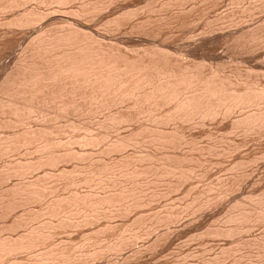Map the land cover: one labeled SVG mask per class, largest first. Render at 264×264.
I'll use <instances>...</instances> for the list:
<instances>
[{
  "label": "bare ground",
  "instance_id": "6f19581e",
  "mask_svg": "<svg viewBox=\"0 0 264 264\" xmlns=\"http://www.w3.org/2000/svg\"><path fill=\"white\" fill-rule=\"evenodd\" d=\"M6 1H7V3L5 4ZM6 1L2 3V4H4V6H2V5L0 6V12L2 10H4L2 12H5V10L7 11L9 9H14V8H18V7L20 8V7L25 6L26 4L29 6L30 3L35 5L34 7L31 5L32 8L29 6L30 7L29 9H25V10L21 9L22 12L15 15L16 17L13 18V20H11V22L13 21L11 24L12 28L16 26L17 28H20L23 31L25 28L27 29V28L37 27L40 23H42V21H45V19H49L50 15H51L50 13L43 12L42 9H41L42 11L39 10V8H41L42 6L52 7L53 9H55V11L57 8V11L61 12L63 14L62 19L59 18L60 16L58 17L59 20L60 21L63 20V22L60 23L59 25H61V26H59L55 30H52V29L51 30H44V28L43 29L37 28V30H35L36 29L35 28L34 31L38 35L36 37H34L31 40V42H29V45L22 52L23 54L21 53V55L17 58L16 63L14 64V67L10 70L7 69L8 71L6 72L5 77L2 80V83L0 82V95L2 94L0 96V128H11V129H13L16 126L21 127V130L18 132H10V133L7 132L8 133L7 135L0 137V159L3 160L4 157H6L10 154L12 155L15 152L21 151L22 149H25L24 151H26V156H27V153L29 152L30 149H31V152L33 149L35 151V153H40L39 154L40 156L37 157V159L35 158L36 159L35 161H33L34 160L33 159L32 161H29V160L28 161H26V160L25 161L24 160L23 161H18V160L16 161L15 160L13 162H9L7 159L8 162L4 163L2 165V167L0 168L1 169L0 170V183L1 184L6 183L12 177H16V178L18 177V178L22 179L23 177H26L27 174L30 175L29 174L30 172H31V174L34 172V175H35L36 171L43 169V168H45V169L46 168H54L55 169V168H58L59 165H62V164L65 165L66 163H71V161L73 162L74 160L81 161L82 158L84 159V157L86 156L85 153L87 154L88 152H86V151L84 152L85 148H83L84 154L80 153L79 149H77L79 151L74 150L71 147L72 144L74 145V143L78 144L79 148L81 146V147H86V148H90V149L91 148L97 149V147H99L102 143H105L104 141L106 139V136L102 135L104 133L93 134L90 132V130L86 134L80 135L79 137H77L76 140L73 139L71 141L69 140V141L63 142L61 139L56 137L57 135L54 136L56 133L61 131L59 128L56 129L54 126H44V125L33 128V127H30L31 125H29L30 121L31 122L36 121V122H40V123L47 125V122H48V124H50L49 121H51V120H57V121L59 119L69 120L68 118L73 116V115H76L78 117L79 116L82 117L83 115H93V114L95 115V113H100V114L102 113L103 114V112H105L107 114H105V116L103 117V121L98 124L99 125L98 127L99 128L101 127V130L102 129L109 130V131L111 129L112 130H115V129L118 130L121 127H124L126 125L128 126L131 124L133 125L134 123H136V125L138 124V126L135 129H132L131 132H130V129L128 128V131L130 133H128L127 136L122 137L119 134V136L115 137L113 140L106 142L103 146H100L101 148H99V150H98L100 157H99V159H96L97 160L96 162H92L94 160L93 159L92 161H90V164L89 163L86 164L87 166H85V167L83 166L82 168L80 167L81 169H78V168L75 169L73 167L72 171H68L65 168H61V169L59 168L55 171L57 174L54 172V174L48 173L45 175L46 178L47 177L53 178V179L58 178V179H64V180L67 179L68 180L67 183L65 182L66 184L65 185L63 184V185L65 188L67 187L68 190H69V187L70 188L75 187V186L80 185V184H89L90 186H93V185H95V183L98 185H102L105 188L107 187V189H108L109 187L111 188V186L115 187L116 184L121 181V178L123 179V181H126V182L128 181V183L131 184L130 185L131 187L129 186L130 188H128L127 186H126L127 188L125 186L124 187L122 186L121 189H118L120 186H118V187L116 186V188L118 190H116L113 193L109 191L110 192L109 195H106V194L102 195L101 194L102 196L98 195L96 192L94 193V191H92V192L90 191L89 193L87 192V193L82 194L81 192L76 191L77 189L74 191H72L73 190L72 189L68 195L66 193V195H61V196L56 195L55 196L54 195V193H55L54 188H51V186H50V188H48V187H46L48 185H43L42 182L44 180L42 178L41 179L43 181L39 178H37V179L35 178L36 180H34L32 182L28 181V182H19V183H15V184L13 183V185H11L7 189L5 188V190L1 191L0 192V217L4 216V215L5 216L8 215L15 208L28 207V205H30V203H34V202H35V204H36V202L38 204V202L46 200V198H49V200L46 203H44V205H42L41 208L37 212L36 211L33 212L32 211L33 209L31 210L29 208L28 209L29 215L27 214V216L24 215L23 217L22 216H19L17 218L15 217V219L11 223L0 225V264H81L82 262H84V261H82L83 258L77 257L74 254L77 249L75 250L74 247H71L70 246L71 243L69 244L68 240L59 242L58 244H55L54 242H52V240L56 236L57 237H58V235L60 236V234H64L66 237V235L69 234L70 231H72V229L74 230L75 228H80V226L84 227L86 225H90L95 220H99L102 218L108 220L109 218L114 216L113 213L117 214V212L115 213L113 211H116V209L119 207H123L124 209L123 208H121V209L125 213L126 212L128 213V211H130L132 208L135 209V208H137V206H139V207L142 206L144 201L140 197H141V192H143L142 190L144 188H146L145 186H149V188H150V186H158L160 184H162V185L165 184L167 186V188L176 190V189L182 187L183 184L185 185L186 182L188 183L190 180L195 178L196 176L194 177V175H195L196 164H199V160L201 158H199V160H198V158H195L192 155L191 156L189 154H188L189 156L184 155L185 151H184V153H181V154L178 153V152H180V149L183 148L185 146V144L188 142L185 138V135H184L185 131L188 130V129L187 130L185 129L186 126H187V128H190V129H191L192 125H197L196 127H198V126L201 127V126L206 125L207 124L206 122H208V121H210V122L213 121V123H215L214 120H217V119L220 121V124H223L224 122L220 119L223 118V120H225L227 118L226 120H228V119L230 120V121H228L229 125L228 124L226 125L229 128L227 130V131H229V132H227V134L231 135L232 133H235V132H236V134H237V132L238 133L241 132V134L243 133V135L246 134L249 136L250 134H253V133L254 134L255 133L260 134L261 131H264V87L259 86V84H257V82L249 81L247 78L245 79L243 76H241V74H242L241 72H240L241 74L238 72L237 75L235 74L236 76H234V78H232L231 75L228 76L230 74L229 72H228L229 73L228 75L227 74L224 75L222 70L221 71L218 69L212 70V68L209 65L208 66L211 69H210V71L209 70L206 71L205 66L202 62H200L202 64H200L199 62H198V64H196L194 62H193L194 64L193 63L183 64L181 61H179V58H176V57L173 58L172 54L169 51H167L166 49H163L164 47L163 48L160 47L161 45L149 47L147 49H144L143 51L133 52L132 54L129 52L126 53V52H124L125 50L122 51L121 48L119 49V46L115 47L114 44H105L106 42H104V44H103V41L100 42L99 39L97 40L98 37H94L93 34H90L88 29L85 27V25L87 26V24H88L86 21L88 16L89 17H90V15L93 16L92 15L93 13H96L94 15H97V12L100 13L99 11H103L104 8H107L108 4L109 5L113 4L114 2L112 3L111 1H114V0H110V1L108 0V2L106 4L101 2L102 0L100 2H97V1L96 2H91V1L88 2V1H86L88 3H85V2L81 3V7H79V9H77V10L76 9L74 10L72 8V6L70 8V5L73 2L78 1V0H6ZM166 1H168V2H164L162 4H159L157 2L160 5L161 11H163L162 10L163 8L165 10L167 8H170V10L175 8L177 10H180V12H181V10L183 11V9L185 8L184 7L185 3L190 2L191 0H166ZM159 2H161V1L159 0ZM192 3H193V1H192ZM259 4H260V2H259ZM105 5H106V7H105ZM237 6H239V5L237 4ZM133 7H135V6H133ZM261 7H263V6H261ZM76 8H78V7L76 6ZM160 9H158V11ZM46 10L47 9H44V11H46ZM167 10H169V9H167ZM189 10H190V8H189ZM227 11H228V9H227ZM56 12H54V13H56ZM141 12H142V10H141ZM247 12H251V10L247 9ZM61 13H59V15ZM88 14H90V15H88ZM119 14H121V13L119 12ZM129 14H131V13H128V15ZM132 14H135V12ZM132 14H131V17H133ZM64 15L66 17L68 15V17H71V19L75 18L78 20L76 22H75V19H72L73 21H71V22H70V20L64 21V20H66L63 17ZM169 15H170V12H169ZM211 15H212V13H211ZM248 15H250V14H248ZM55 16L57 17V15H54V17ZM238 16L239 15H237L236 17H238ZM51 17H52V15H51ZM262 17H263V15H262ZM58 18H56V20ZM98 18H100V17H98ZM115 18H118V17H115ZM255 18H256V16H255ZM91 19H92V17H91ZM111 19H113V18L111 17ZM51 20H54V18ZM252 20H253V18H252ZM147 22H149V21H147ZM159 22H160V20H159ZM103 23H104V21H103ZM111 23H113L111 25H114V27L117 30V28H119L121 26L120 23H123V22H119L118 19H115V20H112ZM166 23H169V22H166ZM256 23H257V21H256ZM105 24H107V22ZM141 24H142V22H141ZM154 24H153V26H154ZM237 24H239V23H237ZM11 25L9 26V28H11ZM55 25H56V23H55ZM101 25H102V23H101ZM191 25H193V24H191ZM88 26H89V24H88ZM158 26H159V24H158ZM226 26H227V24H226ZM241 26H243V25H241ZM263 26H264V23H263ZM49 27H51V24L49 25ZM107 27H109V26H107ZM227 27H229V26H227ZM88 28L90 29L91 27L89 26ZM112 28H113V26H112ZM142 30H144V29H142ZM261 30H262V28H260V30H258L256 27L254 30L249 31V32H251L250 34L252 36V41L255 40L257 42V41H262L264 39V33L259 32ZM111 31L113 32L112 29H111ZM249 32H247V34H246L247 36L249 35ZM7 33H8V31H7ZM10 33H11V31H10ZM35 33H34V35H35ZM131 34H129V35H131ZM232 35H230V36H232ZM107 37H108V35H107ZM248 37L250 38V35ZM212 38L213 37H211V39ZM28 39H30V38H28ZM207 39L208 38H206V40ZM211 39L209 37V40H211ZM214 39L215 38H213L212 40H214ZM202 40H204V39H202ZM249 40L250 39H248V41ZM180 41H181V39H180ZM238 41H239V39H238ZM246 41H247V39H246ZM255 41H254V43H255ZM166 42H168V41H166ZM206 42H208V41H206ZM211 42H213V41H211ZM200 43L202 44V42H200ZM222 43H224V42H222ZM205 44H207V43H205ZM194 47H196V49H197V46H194ZM200 47H202V45ZM204 48H205V46L203 47V49ZM260 56H262V55H260ZM261 60H263V59H261ZM232 64H234V63L232 62ZM247 77H248V75H247ZM239 111H240V113L241 112H243V113H241L240 115L239 114L236 115V116H238L237 119H236V117H235V119L233 118L234 120L232 118H228V117H232L233 113H235V112L239 113ZM70 119H72V118H70ZM67 120H65V121H67ZM74 120H76V119L74 118ZM141 121H143V123ZM69 122H71V121H69ZM216 122H217V124L219 123L218 121H216ZM55 123H56V121H55ZM213 123H211V124H213ZM51 124H53V123H51ZM70 125L72 126V129H74L73 131L75 132V129H77L78 127L75 126L73 123L72 124L70 123ZM170 126H171V128H170ZM64 127H65V125H64ZM89 127H91V125ZM184 129H185V131H184ZM203 129H204V127H203ZM226 129H227V127H226ZM63 130H65V129H63ZM77 132H78V130H77ZM221 133H223V132H221ZM114 135H115V133H114ZM246 135H245V137H246ZM60 136H61V134H60ZM65 137H67V134L65 135ZM262 137H264V136H262ZM190 138L195 143L194 139H192V137H190ZM210 139H212V138H210ZM221 139H223V138L221 137ZM191 140L189 142H192ZM205 140H207V139H205ZM244 141H246V140H244ZM193 142H192V144H190L193 147H190V145L188 144L190 147V150L193 149L191 151V153H193L194 150L196 152L198 151L199 153L201 152L200 153L201 155H202V151L208 152L207 151L208 149L204 150V148H205L204 146H203L204 148L201 149V147H200L201 145L198 146L197 143H195V145H196L195 146L193 144ZM226 142H227V140H226ZM263 142H264V140H263ZM145 144L150 145L151 147L153 146L152 148H154L156 150L164 151V153L159 155V154H155L154 152H146L145 151L146 149L145 150L143 149L146 153H144V152L143 153L140 152V154H136V153L135 154H126V153H124V151L128 148L133 147V148L137 149V147L139 148L142 145L144 146ZM247 144H250V143H247ZM245 145L246 144H244V146ZM215 146L218 147L219 145L215 144ZM238 146H240V145H238ZM208 147H209V145H208ZM216 148H213V146L209 147L210 153H208V154L211 155V151L213 152V150ZM229 148H231V147H229ZM238 148L239 147H237V146L235 147L236 151L239 150ZM235 149L233 150V152L235 151ZM128 150H130V149H128ZM139 150H140V148H139ZM222 150H221V152H224V153L226 152V155H228L227 154L228 151H225V149H224V151H222ZM230 150H229V153H230ZM94 151H96V150H94ZM187 153H189V152H187ZM217 153L220 155V150L217 152L215 151L214 155L215 154L218 155ZM24 155H25V153H24ZM30 155H29V157H31ZM112 155H116V156H114V158H110V159L105 158V157L109 158V156L111 157ZM212 155H211V157H212ZM35 156H37V155H35ZM93 156H94V153H93ZM221 156H225V154H222ZM239 156H240V154H239ZM241 156H243V155H241ZM21 157L23 158L24 156H21ZM204 158H206V157H204ZM88 159H87V161H89ZM90 160H91V158H90ZM247 160H244L243 162H240L239 160H237L240 163L239 162L236 163V161H235V163H236L235 167H234V165H232L234 168L231 166V170H232V168L238 170L236 173L237 175L234 176L235 178H233V176H232V178L235 179V181L244 180V179H242L246 174L245 173L246 171L244 169L245 168L247 169V166L250 163L252 164V162H253V160H250V159L248 161ZM5 161H6V159H5ZM254 162L256 163V161H254ZM248 168H249V166H248ZM250 169H251V167H250ZM233 171H231V172H233ZM247 171H248V169H247ZM260 171H261V169H260ZM247 174H246V176H248ZM76 175L78 176V178ZM75 176H76V178H75ZM79 176H81V178H79ZM32 177H30V178L32 179ZM226 177L227 176H225V178ZM118 178H120V181H118ZM244 178H246V177H244ZM222 179H224V178H222ZM197 180L199 181V179H197ZM218 180H220V179H218ZM236 183L237 182H234L235 185H232V186H240L241 185V183L239 185H236ZM230 184H233V181ZM257 184H258V182H257ZM198 185H199V183H198ZM207 185H208V183H207ZM225 185H227V183L223 184V185L219 184V186H222V187ZM3 186H4V184H3ZM230 186H228V188H230ZM211 187H212V185H211ZM190 188H192V187H190ZM80 190H81V188H80ZM210 190H211V188H210ZM260 190H258V191H260ZM57 191H58V189H57ZM106 192H107V190H106ZM211 193H210V195H211ZM107 194H108V192H107ZM171 194H173V193L171 192ZM158 198H160V197H158ZM166 198H168V197H166ZM185 198H186V196H185ZM201 199H202V197H201ZM262 200L263 201H259V204H261V205L264 204V199H262ZM40 203H42V202H40ZM149 203H151V202H149ZM188 204H190V203H188ZM171 205H173V204H171ZM205 205H206V203H205ZM243 205L241 207H243ZM168 206L171 207L170 205H168ZM237 206H239V205H237ZM191 208H192V206H191ZM259 208H258V212L260 210ZM231 209H233V208L231 207ZM241 209H243V208H241ZM174 210L175 209L173 208L172 211H174ZM181 210L183 211L184 209H181ZM254 210L253 211L256 213L257 210L255 208H254ZM249 211H248V214L251 213V212L249 213ZM160 212H162V211H160ZM133 213H135V212H133ZM121 214H122V212H121ZM169 214H170V212H169ZM200 214H199V217H200ZM216 216H217V214H216ZM246 216H247L246 213H241V214H238V215L233 217L234 218V220H232L233 223L235 220L239 222V227L236 228V230L238 232L241 230L246 231L249 229L248 227L245 226L246 224L243 225L245 227L240 225V221L242 222L246 218L248 219L249 216H247V217ZM167 217H169V215H167ZM255 217H257V216H255ZM41 218L44 219L43 222L40 220ZM119 218H120V216H119ZM224 218H225V216H224ZM163 219L164 218H162L163 222L165 220L167 221V219H168V221L165 223L171 224V222L173 221L172 219H174V218L171 217V219H169V218H167L165 220H163ZM260 219H262V218H260ZM136 221L141 222L142 220L139 221L137 219ZM177 221H178V219H177ZM238 222H237V224H238ZM250 222H252V221H250ZM180 223H182V222H180ZM180 223H179V225H180ZM221 223H222V221H221ZM242 223H244V222H242ZM210 224H212V223H210ZM217 224H218V222H217ZM261 225H263V224H261ZM197 227H200V226H197ZM112 228H114V227H112ZM142 228H144V227H142ZM228 230L225 232L226 234H229V232H231ZM250 230H251V228H250ZM77 231H79V230H77ZM101 231H100V233H101ZM137 231H139V230H137ZM241 232H243V231H241ZM130 233H132V232H130ZM170 233H172V232H170ZM217 234H219V233H217ZM221 234H223V233H221ZM64 235H62V236H64ZM126 235H128V234H126ZM133 235L134 236L130 235L129 237H125L124 239L118 238V239H120L119 243H117V244L114 243L113 245H110V246L106 245L105 249L103 248L104 251L102 250L101 252H99V251H97V252L102 253V255L106 251L107 252L112 251V252H114V254L118 253V252L120 253L121 250L122 251L124 250V249H122L123 247L125 248L127 246H130L132 243L134 244V242L139 237H141L137 234L136 235L133 234ZM149 236H151V235H149ZM231 236H232V234H231ZM85 237H88V235ZM121 237H122V234H121ZM154 237H156V236H154ZM209 238H211V236ZM236 238H238V237H236ZM243 238H245V237H243ZM151 239H150V241H151ZM198 239H200V238H198ZM228 239H229V237H228ZM259 239H261V237ZM100 245H102V244H100ZM247 245H249V244H247ZM183 246H185V245H183ZM42 247H43V250H42ZM75 247H76V245H75ZM144 248L146 249V247H144ZM197 248H199V247H197ZM258 248H260V247H258ZM128 249H129V247H128ZM136 249H137V247H136ZM231 249H232V247H231ZM202 250H203V248H202ZM81 251H84V250H81ZM90 252L88 251L89 255H90ZM235 252H234V254H235ZM20 253H29V254L30 253H33V254L39 253V254L37 256L35 255V258H33V259H30L29 257H28L29 259H26V257L21 258L22 256L20 258L16 257V255H18ZM93 253L96 254L95 251ZM150 253H152V252H150ZM167 253H169V252H167ZM95 254H93V255H95ZM108 254H111V253H108ZM144 254H146V251ZM22 255L24 256L25 254H22ZM100 255L101 254H99V256ZM236 255H238V254H236ZM245 255H248V254L245 253ZM79 256H82V255H79ZM123 256H124V254H123ZM249 256H251V255H249ZM90 257H93V256L90 255ZM241 257H242V255H241ZM254 259L256 260V258H254ZM88 260H87V262H88ZM104 260H105V258H104ZM210 261H211V259H210ZM127 262H128V260H127ZM213 263H214V261H213Z\"/></svg>",
  "mask_w": 264,
  "mask_h": 264
},
{
  "label": "rangeland",
  "instance_id": "374dc122",
  "mask_svg": "<svg viewBox=\"0 0 264 264\" xmlns=\"http://www.w3.org/2000/svg\"><path fill=\"white\" fill-rule=\"evenodd\" d=\"M0 0V6H4L2 4L6 0ZM100 2L101 0H78L73 2L70 5V8L75 10L79 9L81 7V3L85 2ZM105 1V2H104ZM110 1V0H109ZM114 0L111 1L113 4L107 5V8H104L103 11H99L100 13L97 12V15H94L96 13H93L90 17L86 19L87 23L91 27L90 29L85 25V27L88 29L90 34H93L94 37H98L97 40L99 39L100 42L103 41L106 42L105 44H114L115 47L119 46V49L121 48L122 51L126 53H133V52H139L143 51L144 49H147L149 47L153 46H160L164 47L163 49H166L169 51L173 58H179V61H181L183 64H191V63H196L202 62L205 66L206 71H210L214 69L222 70L224 75H231L232 78L237 75V73L241 72V76H243L245 79L247 78L249 81L257 82L259 86L264 87V39L262 41H252V36H251V30H254L256 27L258 30L262 28L261 33H264V0H191L190 2L185 3V8L183 11L177 10L175 8L171 9L167 8L169 10H165L164 8L161 11L160 5L164 2H168L166 0ZM193 1V3H192ZM226 1V2H225ZM238 1V2H237ZM250 1V2H249ZM101 2L107 3L108 0H102ZM124 2V3H123ZM143 2V3H142ZM149 2V3H148ZM156 2V3H155ZM159 4H158V3ZM228 2V3H227ZM232 2V3H231ZM234 2V3H233ZM243 2V3H242ZM260 2V4H259ZM7 1L5 2V4ZM128 3V4H127ZM221 3V4H220ZM242 3V4H241ZM79 4V5H78ZM126 4V5H125ZM147 4V5H146ZM212 4V5H211ZM216 4V5H215ZM234 4V5H233ZM237 4L239 6H237ZM263 4V5H262ZM27 5V4H26ZM23 6V7H18L14 9H9L5 10V12H0V82L2 83V80L5 77V74L8 70L12 69L14 67V64L16 63L17 58L21 55V53L25 50V48L29 45V42L36 37L38 34L35 33L34 29L37 30V28H44V30H55L57 29L60 23L63 22L62 19V13L56 11L52 7H46V6H40L39 10H43V12L50 13L49 19H45V21H42L37 27L34 28H25L23 31L20 28L13 27L12 28V22L13 18H15L18 13L22 12L21 9H29L32 6L34 7L32 3L29 4V6ZM32 5V6H31ZM78 8H76V6ZM115 5V6H114ZM192 5V6H191ZM195 5V6H194ZM249 5V6H248ZM254 5V6H253ZM112 6V7H111ZM118 6V7H117ZM122 6V7H121ZM135 6V7H133ZM144 6V7H143ZM153 6V7H152ZM159 6V7H158ZM194 6V7H193ZM246 6V7H245ZM257 6V7H256ZM263 6V7H261ZM46 7V8H45ZM75 7V8H74ZM106 7V5H105ZM148 7V8H147ZM192 7V8H191ZM233 7V8H232ZM235 7V8H234ZM241 7V8H240ZM123 8V9H122ZM125 8V9H124ZM129 8V9H128ZM135 8V9H134ZM140 8V9H139ZM148 10H147V9ZM151 8V9H150ZM160 9L158 11V9ZM190 8V10H189ZM44 9H47L44 11ZM54 11H53V10ZM213 9V10H212ZM228 9V11H227ZM239 9V10H238ZM247 9L251 10V12H247ZM262 9V10H261ZM12 12H11V11ZM41 10V11H42ZM136 10V11H135ZM142 10V12H141ZM201 10V11H200ZM210 10V11H209ZM256 10V11H255ZM258 10V11H257ZM15 11V12H14ZM107 11V12H106ZM131 11V12H130ZM155 11V12H154ZM193 11V12H192ZM238 11V12H237ZM245 11V12H244ZM255 11V12H254ZM52 12V13H51ZM56 12V13H54ZM119 12L121 14H119ZM135 14H132L134 13ZM141 12V13H140ZM167 12V13H166ZM170 12V15H169ZM180 12V13H179ZM206 12V13H205ZM218 12V13H217ZM254 12V13H253ZM58 13V14H57ZM59 13H61L59 15ZM104 13V14H103ZM110 13V14H109ZM115 13V14H114ZM128 13H131L133 17H131V14L128 15ZM151 13V14H150ZM193 13V14H192ZM212 13V15H211ZM217 13V14H216ZM230 13V14H229ZM3 14V15H2ZM9 14V15H8ZM13 16H12V15ZM57 15V17L54 15ZM123 14V15H122ZM154 14V15H153ZM158 14V15H157ZM161 14V15H160ZM165 14V15H164ZM234 14V15H233ZM243 14V15H242ZM250 14V15H248ZM120 15V16H119ZM125 15V16H124ZM145 17H144V16ZM185 15V16H184ZM188 15V16H187ZM215 15V16H214ZM220 15V16H219ZM232 15V16H231ZM239 15L238 17H236ZM260 15V16H259ZM263 15V17H262ZM3 16V17H2ZM49 16V15H48ZM60 16V17H59ZM114 16V17H113ZM130 16V17H129ZM143 16V17H142ZM160 16V17H159ZM207 18H206V17ZM211 16V17H210ZM228 16V17H227ZM236 18H235V17ZM243 16V17H242ZM256 16V18H255ZM59 17V18H58ZM66 20L64 21H73L71 17H67L64 15L63 16ZM92 17V19H91ZM100 17V18H98ZM111 17L113 19H111ZM118 17V18H115ZM121 17V18H120ZM126 17V18H125ZM165 17V18H164ZM174 17V18H173ZM184 17V18H183ZM188 17V18H187ZM203 17V18H202ZM235 19H233V18ZM258 17V18H257ZM54 20H51L53 19ZM56 18H58L56 20ZM136 20H135V19ZM161 18V19H160ZM192 18V19H191ZM219 18V19H218ZM228 18V19H227ZM253 18V20H252ZM10 19V20H9ZM118 19L121 26L119 28L114 27V25H111L112 20ZM124 19V20H123ZM165 19V20H164ZM169 19V20H168ZM199 19V20H198ZM247 19V20H246ZM78 19H75V22ZM154 20V21H153ZM160 20V22H159ZM172 20V21H171ZM194 20V21H193ZM224 20V21H223ZM251 20V21H250ZM48 21V22H47ZM50 21V22H49ZM104 21V23H103ZM140 21V22H139ZM149 21V22H147ZM153 21V22H152ZM214 21V22H213ZM257 21V23H256ZM5 24H4V23ZM10 24H9V23ZM107 22V24H105ZM129 22V23H128ZM139 22V23H138ZM142 22V24H141ZM169 22V23H166ZM212 22V23H211ZM222 22V23H221ZM233 22V23H232ZM247 22V23H246ZM259 22V23H258ZM9 25H8V24ZM56 23V25H55ZM102 23V25H101ZM149 23V24H148ZM155 23V24H154ZM165 23V24H164ZM239 23V24H237ZM251 25H249V24ZM51 24V27L49 25ZM105 24V25H104ZM154 24V26H153ZM159 24V26H158ZM187 24V25H186ZM193 24V25H191ZM229 26L227 27L226 26ZM243 26H241V25ZM248 24V25H247ZM254 24V25H253ZM11 25V28L9 26ZM47 25V26H46ZM111 25V26H110ZM147 25V26H146ZM175 25V26H174ZM183 25V26H182ZM209 27H208V26ZM104 26V27H103ZM109 26V27H107ZM113 26V28H112ZM150 26V27H149ZM157 26V27H156ZM194 26V27H193ZM200 26V27H199ZM206 26V27H205ZM214 26V27H213ZM262 26V27H261ZM100 27V28H99ZM107 27V28H106ZM142 27V28H141ZM183 27V28H182ZM224 27V28H223ZM241 27V28H240ZM259 27V28H258ZM46 28V29H45ZM50 28V29H49ZM105 28V29H104ZM110 28V29H109ZM125 28V29H124ZM137 28V29H136ZM195 28V29H194ZM206 28V29H205ZM231 28V29H230ZM8 29V30H7ZM113 30V32L111 31ZM134 29V30H133ZM144 29V30H142ZM146 29V30H145ZM184 29V30H183ZM212 29V30H211ZM218 29V30H217ZM250 29V30H249ZM27 30V31H26ZM139 30V31H138ZM201 30V31H200ZM246 30V31H245ZM8 31V33H7ZM11 31V33H10ZM33 31V32H32ZM99 31V32H98ZM209 31V32H208ZM217 33H216V32ZM263 31V32H262ZM27 32V33H26ZM129 32V33H128ZM132 34H131V33ZM138 32V33H137ZM143 32V33H142ZM153 32V33H152ZM178 32V33H177ZM183 32V33H182ZM219 32V33H218ZM238 32V33H237ZM242 32V33H241ZM247 32H249L250 38L246 35ZM35 33V35H34ZM102 33V34H101ZM116 33V34H115ZM156 33V34H155ZM206 33V34H205ZM209 33V34H208ZM216 33V34H215ZM245 33V34H244ZM111 34V35H110ZM114 34V35H113ZM122 34V35H121ZM124 34V35H123ZM131 34V35H129ZM177 34V35H176ZM224 34V35H223ZM227 34V35H226ZM233 34V35H232ZM236 34V35H235ZM3 35V36H2ZM30 35V36H29ZM104 35V36H103ZM108 35V37H107ZM127 35V36H126ZM175 35V36H174ZM181 35V36H180ZM189 35V36H188ZM198 35V36H197ZM213 35V36H212ZM232 35V36H230ZM25 36V37H24ZM200 36V37H199ZM208 36V37H207ZM230 36V37H229ZM247 36V37H246ZM136 37V38H135ZM140 37V38H139ZM196 37V38H195ZM209 37L215 38L214 40H209ZM217 37V38H216ZM236 37V38H235ZM30 38V39H28ZM121 38V39H120ZM135 38V39H134ZM162 38V39H161ZM173 38V39H172ZM186 38V39H185ZM204 40H202V39ZM206 38H208L206 40ZM234 38V39H233ZM3 39V40H2ZM12 39V40H11ZM139 39V40H138ZM181 39V41H180ZM217 39V40H216ZM239 39V41H238ZM241 39V40H240ZM247 39V41H246ZM248 39H250L248 41ZM18 40V41H17ZM124 40V41H123ZM130 40V41H129ZM137 40V41H136ZM155 40V41H154ZM164 40V41H163ZM202 40V41H201ZM109 41V42H108ZM162 41V42H161ZM168 41V42H166ZM208 41V42H206ZM213 41V42H210ZM243 41V42H242ZM252 41V42H251ZM143 42V43H142ZM146 42V43H145ZM155 42V43H154ZM202 42V44L200 43ZM224 42V43H222ZM249 42V43H248ZM19 43V44H18ZM153 43V44H152ZM166 43V44H165ZM198 43V44H197ZM207 43V44H205ZM23 44V45H22ZM137 44V45H136ZM216 44V45H215ZM220 44V45H219ZM252 44V45H251ZM113 45V46H114ZM121 45V46H120ZM141 45V46H140ZM202 45V47H200ZM129 46V47H128ZM180 46V47H179ZM197 46V49L196 47ZM205 48L203 49V47ZM237 46V47H236ZM252 46V47H251ZM262 46V47H261ZM8 47V48H7ZM177 47V48H176ZM236 47V48H235ZM131 48V49H130ZM181 48V49H180ZM200 50H199V49ZM254 48V49H253ZM129 49V50H128ZM133 49V50H132ZM139 49V50H138ZM8 51V52H7ZM194 51V52H193ZM248 51V52H247ZM233 52V53H232ZM253 52V53H252ZM23 54V53H22ZM196 54V55H195ZM15 57H14V56ZM245 55V56H244ZM262 55V56H260ZM183 56V57H182ZM13 58V59H12ZM200 58V59H199ZM227 58V59H226ZM251 58V59H250ZM181 59V60H180ZM263 59V60H261ZM13 60V61H12ZM213 61V62H212ZM187 62V63H186ZM232 62L234 64H232ZM262 62V63H261ZM193 63V64H194ZM200 63V64H202ZM236 63V64H235ZM245 63V64H244ZM225 64V65H224ZM229 64V65H228ZM211 67H209V66ZM222 65V66H221ZM247 65V66H246ZM240 66V67H239ZM217 67V68H216ZM222 67V68H221ZM241 68V69H240ZM8 69V70H7ZM232 69V70H231ZM262 69V70H261ZM6 70V71H5ZM241 70V71H240ZM263 71V72H262ZM229 72V73H228ZM250 73V74H249ZM236 74V75H235ZM246 74V75H245ZM248 75V77H247ZM256 75V76H255ZM259 75V76H258ZM250 77V78H249ZM255 77V78H254ZM259 78V79H258ZM261 82V83H260ZM2 95V94H1ZM0 95V96H1ZM114 109V108H113ZM243 113V112H241ZM240 111L233 113L232 117L228 118H238L236 115L241 114ZM98 114V115H97ZM104 114V115H103ZM101 113H95V115H83L81 116H76L73 115L65 120L64 119H59L57 120H51L49 121L50 124L47 125L36 122V121H30L29 125L30 127L36 128L39 126H54L56 129L59 128L61 131L56 133L54 136L57 138L61 139L63 142L66 141H71L73 139H77L80 135L86 134L89 130L93 134H102L106 136L105 143L108 141L113 140L115 137L119 136H127L128 133L132 131V129H135L138 124L134 123L133 125H126L124 127L119 128L118 130H105L102 129L101 127L99 128L98 124L103 121V117L105 116V112ZM85 116V117H84ZM102 116V117H101ZM89 117V118H88ZM98 117V118H97ZM240 117V116H239ZM72 118V119H70ZM74 118L76 120H74ZM96 118V119H95ZM86 119V120H85ZM220 119V118H219ZM227 119V118H226ZM222 120L224 123L220 124V121L214 120L213 121H208L206 122L207 124L201 127H196L197 125H190V128L185 127L187 131H185L184 135L186 140L189 142L192 139H194L195 143H197L198 146L201 147V149L204 150L208 149L206 151H202V155L197 151H193L191 153L190 144L192 142H187L183 148L180 149V152L178 153H184V155H192L195 158H201L199 160V164H196L195 168V175L192 180H190L187 184H183L182 187L178 189H170L167 188L165 184H160L158 186H145L141 192V199H143L144 203L142 206H137V208H132L128 213L124 212L121 208L119 207L116 209L117 214H114L111 218L107 219H99L95 220L92 222L90 225L86 226H80V228H75L74 230L70 231L69 234L65 235L60 234L58 237L56 236L52 242L55 244H58L59 242L62 241H67L70 244L71 247H74L75 255L77 257L83 258L81 264H264V204H259V201H263L264 199V142L262 136H264V131H261L259 133H253L250 134L249 136L241 132H236L230 134H227V131L229 128L226 126L227 124L229 125L228 120ZM233 119V120H234ZM83 120V121H82ZM85 120V121H84ZM94 120V121H93ZM101 120V121H100ZM56 121V123H55ZM60 121V122H59ZM71 121V122H69ZM81 121V122H80ZM218 121L219 125L217 124ZM58 122V123H57ZM63 122V123H62ZM89 122V123H88ZM143 123V121H141ZM226 122V123H225ZM34 123V124H33ZM70 123L74 124L78 128L75 129V132L72 129V126ZM80 123V124H79ZM83 123V124H82ZM213 123V124H211ZM68 124V125H67ZM79 124V125H78ZM94 124V125H93ZM65 125V127H64ZM88 125V126H87ZM91 125V127H89ZM218 125V126H217ZM69 126V127H68ZM83 126V127H82ZM93 126V127H92ZM206 126V127H205ZM20 126H16L13 129L11 128H0V137L7 135L10 132H18L21 130ZM71 127V128H70ZM204 127V129H203ZM213 127V128H212ZM222 127V128H221ZM227 127V129H226ZM17 128V129H16ZM95 128V129H94ZM128 128L130 129V132L128 131ZM171 128V126H170ZM199 128V129H198ZM7 129V130H6ZM65 129V130H63ZM68 129V130H67ZM87 129V130H86ZM126 129V130H125ZM217 129V130H216ZM5 130V131H4ZM9 130V131H8ZM15 130V131H14ZM78 130V132H77ZM100 132H99V131ZM226 130V131H225ZM74 133H73V132ZM195 131V132H194ZM213 131V132H212ZM8 132V133H7ZM71 132V133H70ZM80 132V133H79ZM126 132V133H125ZM189 132V133H188ZM223 132V133H221ZM6 133V134H5ZM69 133V134H68ZM115 133V135H114ZM118 133V134H117ZM262 133V134H261ZM61 134V136H60ZM67 134V137L65 135ZM74 134V135H73ZM210 136H209V135ZM218 134V135H217ZM63 135V136H62ZM112 135V136H111ZM206 135V136H205ZM222 135V136H221ZM225 135V136H224ZM230 135V136H229ZM235 135V136H234ZM243 135V136H242ZM246 135V137H245ZM187 136V137H186ZM216 136V137H215ZM259 136V137H258ZM65 137V138H64ZM209 137V138H208ZM215 137V138H214ZM221 137L223 139H221ZM262 137V138H261ZM204 138V139H203ZM212 138V139H210ZM220 138V139H219ZM235 138V139H234ZM250 138V139H249ZM65 141H64V140ZM207 139V140H205ZM217 141H216V140ZM205 140V141H204ZM224 140V141H223ZM227 140V142H226ZM243 140V141H242ZM246 140V141H244ZM248 140V141H247ZM198 141V142H197ZM202 143H201V142ZM241 141V142H240ZM260 141V142H259ZM213 142V143H212ZM226 142V143H225ZM233 144H232V143ZM235 142V143H234ZM255 142V143H254ZM105 143H102L100 146H103ZM193 142V144L195 145ZM208 143V144H207ZM219 145L218 147L215 146ZM223 143V144H222ZM250 143V144H247ZM190 147H189V145ZM244 144H246L244 146ZM146 145V146H145ZM144 146L142 145L139 150L131 147L128 148L124 151L126 154H140L141 153H146V152H154L155 154H163L164 151H159L154 148H152L150 145L145 144ZM206 145V146H205ZM216 148L214 149L216 152L220 150V155H214L215 151H211V155L208 154L210 153L209 147ZM212 145V146H211ZM221 145V146H220ZM230 145V146H229ZM240 145V146H238ZM77 146V147H76ZM86 148V147H81L79 148L78 144L74 143L72 144V148L74 150L79 149L80 153H83V148H85L84 152H88L87 154L85 153L84 159L82 158L81 161H76L74 160L71 163H66L65 165H59L58 168H43L38 171L34 172L30 175L27 174L26 177H23L22 179L12 177L10 180H8L6 183H0V192L7 189L9 186L13 185V183H19V182H32L36 180L37 178L41 179L40 181L42 182L43 185H48L46 187L54 188L55 193L54 195L56 196H61V195H67L69 192L74 191H79L82 194L84 193H89L90 191L96 192L98 195H109L110 192H115L118 189H121L122 186L130 188L131 184L128 183V181H123V179L118 178V182L116 186H120L118 189L116 186H111L107 189L102 185H98L95 183V185L90 186L89 184H80L75 187H69V190L67 187L65 188L64 185L67 183V179H58V178H46L45 175L50 173L54 174V172L57 169L65 168L68 171H72V168L74 167L75 169H81L83 166H87L86 164H90V161L96 162V159H99L100 155L98 153L99 148ZM188 146V147H187ZM196 146V145H195ZM197 146V147H198ZM204 146V147H203ZM234 148H233V147ZM239 147L236 151L235 147ZM242 146V147H241ZM231 147V148H229ZM241 147V148H240ZM142 148V149H141ZM149 148V149H148ZM151 148V149H150ZM186 148V149H185ZM225 149V151H228V155H226V152H221L222 149ZM245 150H244V149ZM251 148V149H250ZM146 151H144V150ZM224 149L222 151H224ZM232 151H231V150ZM235 149V153L233 150ZM25 149H22L21 151L15 152L14 154H10L4 159H0V168L4 163L13 162V161H35L37 157H39L40 153H35V151L32 149L29 150L26 156V151ZM77 150V151H79ZM82 150V151H81ZM91 150V151H90ZM96 150V151H94ZM134 150V151H133ZM156 152H155V151ZM182 150V151H181ZM187 150V151H186ZM230 150V153H229ZM241 150V151H240ZM258 150V151H257ZM137 151V152H136ZM250 151V152H249ZM257 151V152H256ZM159 152V153H158ZM189 152V153H187ZM233 152V153H232ZM245 152V153H244ZM254 152V153H253ZM25 153V155H24ZM90 153V154H89ZM92 153V154H91ZM94 153V156H93ZM198 153V154H197ZM204 153V154H203ZM225 154V156H221L222 154ZM232 153V154H231ZM31 157H29V155ZM201 156H200V155ZM208 154V155H207ZM240 154V156H239ZM245 154V155H244ZM256 154V155H255ZM20 155V156H19ZM37 155V156H35ZM188 155V156H189ZM243 155V156H241ZM261 155V156H260ZM21 156H24L23 158ZM34 156V157H33ZM116 155H112L111 157H105L106 159L114 158ZM259 156V157H258ZM19 157V158H18ZM29 157V158H28ZM87 157V158H86ZM94 157V158H93ZM206 157V158H203ZM226 157V158H225ZM231 157V158H230ZM258 157V158H257ZM261 157V158H260ZM11 158V159H10ZM17 158V159H16ZM22 158V159H21ZM36 158V159H35ZM89 158V159H88ZM91 158V160H90ZM240 158V159H239ZM255 158V159H254ZM257 158V159H256ZM6 159V161H5ZM8 159V161H7ZM11 161H10V160ZM87 159L89 161H87ZM224 159V160H223ZM227 159V160H226ZM253 160L256 161V163L252 162L247 166V169L245 168L244 170L246 171L245 173L248 175L242 178L244 180L242 181H235L234 176H236L237 171L236 169H233L235 167V164L237 162H243L244 160ZM261 159V160H260ZM239 160V161H237ZM247 160V161H248ZM3 161V162H2ZM223 161V162H222ZM236 161V163H235ZM84 162V163H83ZM91 162V163H92ZM239 162V163H240ZM205 163V164H204ZM234 163V164H233ZM260 163V164H259ZM258 164V165H257ZM199 165V166H198ZM202 165V166H201ZM216 165V166H215ZM218 165V166H217ZM228 165V166H227ZM234 165V167L232 166ZM62 166V167H61ZM67 166V167H66ZM201 166V167H200ZM207 166V167H206ZM231 166L233 167L231 170ZM81 167V168H80ZM198 167V168H197ZM200 167V168H199ZM251 167V169H250ZM210 168V169H209ZM216 168V169H215ZM227 168V169H226ZM256 168V169H255ZM77 169V170H78ZM213 169V170H212ZM229 169V170H228ZM261 169V171H260ZM1 170V169H0ZM45 170V171H44ZM50 170V171H49ZM54 170V171H53ZM234 170V171H233ZM40 171V172H39ZM220 171V172H219ZM233 171V172H231ZM236 171V172H235ZM38 172V173H37ZM53 172V173H52ZM225 172V173H224ZM252 172V173H251ZM56 173V172H55ZM209 173V174H208ZM231 173V174H230ZM234 173V174H233ZM57 174V173H56ZM214 174V175H213ZM255 174V175H254ZM43 177H42V176ZM33 176V177H32ZM69 176V175H68ZM67 176V177H68ZM77 176V175H76ZM75 176V178H76ZM201 176V177H200ZM225 176H227L225 178ZM229 176V177H228ZM233 176V178H232ZM32 177V179L30 178ZM66 177V178H67ZM70 177V176H69ZM260 177V178H259ZM36 178V179H35ZM78 178V176H77ZM81 178V176H79ZM224 178V179H222ZM28 179V180H27ZM30 179V180H29ZM196 179V180H195ZM199 179V181L197 180ZM205 179V180H204ZM220 179V180H218ZM227 179V180H226ZM229 179V180H228ZM233 179V180H232ZM262 179V180H261ZM27 180V181H26ZM48 180V181H47ZM54 180V181H53ZM59 180V181H58ZM125 180V179H124ZM211 180V181H210ZM50 181V182H49ZM205 181V182H204ZM218 181V182H217ZM229 181V182H228ZM233 184H230L232 183ZM245 181V182H244ZM45 182V183H44ZM49 182V183H48ZM53 182V183H52ZM66 182V183H65ZM193 182V183H192ZM234 182H237L236 185L240 186H232L235 185ZM239 182V183H238ZM250 182V183H249ZM258 182V184H257ZM120 183V184H119ZM122 183V184H121ZM128 183V184H127ZM199 183V185H198ZM208 183V185H207ZM216 183V184H215ZM226 184L225 186H219ZM4 184V186H3ZM8 184V185H7ZM64 184V185H63ZM119 184V185H118ZM189 184V185H188ZM195 184V185H194ZM254 184V185H253ZM62 185V186H61ZM89 185V186H88ZM112 185V184H111ZM192 185V186H191ZM197 185V186H196ZM214 188H212L211 187ZM231 185V186H230ZM243 185V186H242ZM53 186V187H52ZM57 186V187H56ZM79 186V187H78ZM86 188H85V187ZM88 186V187H87ZM130 186V187H129ZM194 186V187H193ZM208 186V187H207ZM230 186V188H228ZM59 187V188H58ZM65 189H64V188ZM93 187V188H92ZM114 187V188H113ZM126 187V188H127ZM154 187V188H153ZM164 187V188H163ZM192 187V188H190ZM205 187V188H204ZM219 187V188H218ZM227 187V188H226ZM232 187V188H231ZM2 188V189H1ZM58 191H57V189ZM81 188V190H80ZM96 188V189H95ZM102 188V189H101ZM104 188V189H103ZM183 188V189H182ZM188 188V189H187ZM203 188V189H202ZM211 188V190H210ZM221 188V189H220ZM90 189V190H89ZM92 189V190H91ZM108 192H106V190ZM111 189V190H110ZM209 189V190H208ZM213 189V190H212ZM225 189V190H224ZM261 189V190H260ZM68 190V191H67ZM87 190V191H86ZM89 190V191H88ZM97 190V191H96ZM113 190V191H112ZM156 190V191H155ZM161 190V191H160ZM208 190V191H207ZM217 190V191H216ZM227 190V191H226ZM247 190V191H246ZM257 190V191H256ZM260 190V191H258ZM62 191V192H61ZM85 191V192H84ZM110 191V192H109ZM177 191V192H176ZM181 191V192H180ZM230 191V192H229ZM60 192V193H59ZM103 192V193H102ZM145 192V193H144ZM149 192V193H148ZM160 192V193H159ZM171 192L173 194H171ZM212 192V193H211ZM65 193V194H64ZM152 193V194H151ZM157 193V194H156ZM192 193V194H191ZM204 195H203V194ZM211 193V195H210ZM233 193V194H232ZM237 193V194H236ZM252 193V194H251ZM102 194V195H101ZM169 194V195H168ZM186 194V195H185ZM194 194V195H193ZM53 195V194H52ZM156 195V196H155ZM161 195V196H160ZM253 195V196H252ZM186 196V198H185ZM196 196V197H195ZM229 196V197H228ZM146 197V198H145ZM160 197V198H158ZM162 197V198H161ZM168 197V198H166ZM176 197V198H175ZM188 197V198H187ZM202 197V199H201ZM209 197V198H208ZM242 197V198H241ZM261 199H260V198ZM150 198V199H149ZM211 198V199H210ZM227 198V199H226ZM249 198V199H248ZM147 199V200H146ZM195 199V200H194ZM201 199V200H200ZM207 199V200H206ZM210 199V200H209ZM222 199V200H221ZM251 199V200H250ZM49 200V198H46V200L30 203L28 207H18L15 208L11 213H7L8 215H4L0 217V225L1 224H9L11 223L15 217L19 216H27L28 214V209L30 208L33 212L38 211L44 203H46ZM154 200V201H153ZM163 200V201H162ZM209 200V201H208ZM247 200V201H246ZM250 200V201H249ZM181 201V202H180ZM187 201V202H186ZM191 201V202H190ZM199 201V202H198ZM214 201V202H213ZM217 201V202H216ZM246 201V202H245ZM249 201V202H248ZM252 201V202H251ZM151 202V203H149ZM175 202V203H174ZM195 202V203H194ZM210 202V203H209ZM229 202V203H228ZM238 202V203H237ZM155 203V204H154ZM183 203V204H182ZM186 203V204H185ZM190 203V204H188ZM206 203V205H205ZM213 203V204H212ZM40 204V205H39ZM157 204V205H156ZM173 204V205H171ZM185 204V205H184ZM209 204V205H208ZM244 204V205H243ZM163 205V206H162ZM166 205V206H165ZM170 205L171 207H169ZM176 205V206H175ZM182 205V206H181ZM188 205V206H187ZM194 205V206H193ZM211 205V206H210ZM217 205V206H216ZM227 205V206H226ZM239 205V206H237ZM243 205V207H241ZM249 205V206H248ZM33 206V207H32ZM38 206V207H37ZM173 206V207H172ZM192 206V208H191ZM201 206V207H200ZM208 206V207H207ZM214 206V207H213ZM234 206V207H233ZM256 206V207H255ZM155 207V208H154ZM183 207V208H182ZM187 207V208H186ZM189 207V208H188ZM207 207V208H206ZM231 207L233 209H231ZM253 209H252V208ZM260 207V208H259ZM23 208V209H22ZM141 208V209H140ZM147 208V209H146ZM161 208V209H160ZM168 208V209H167ZM171 208V209H170ZM173 208L175 209L174 211ZM221 208V209H220ZM243 208V209H241ZM245 208V209H244ZM247 208V209H246ZM250 208V209H249ZM254 208L257 210L255 213ZM258 208L259 210L258 212ZM263 210H262V209ZM122 211H121V210ZM124 209V208H123ZM134 209V210H133ZM181 209H184L183 211ZM186 209V210H185ZM188 209V210H187ZM191 209V210H190ZM201 209V210H200ZM235 209V210H234ZM239 209V210H238ZM250 211H249V210ZM137 210V211H136ZM162 212H160V211ZM166 212H165V211ZM237 210V211H236ZM250 214H248V211ZM254 210V211H253ZM120 211V212H119ZM150 211V212H149ZM225 211V212H224ZM26 212V213H25ZM119 212V213H118ZM122 212V214H121ZM124 212V213H123ZM135 212V213H133ZM154 212V213H153ZM170 212V214H169ZM188 212V213H187ZM196 212V213H195ZM213 212V213H212ZM132 213V214H131ZM156 213V214H155ZM165 213V214H164ZM202 215H201V214ZM204 213V214H203ZM225 213V214H224ZM235 213V214H234ZM241 213H246L248 219L246 218L244 223L240 221V225H245L249 229L244 231H237L236 228L239 227V222L238 221H233L234 216L241 214ZM258 213V214H257ZM125 214V215H124ZM155 214V215H154ZM180 214V215H179ZM200 214V217H199ZM217 214V216H216ZM252 214V215H251ZM257 214V215H256ZM11 215V216H10ZM29 215V214H28ZM130 215V216H129ZM138 215V216H137ZM141 215V216H140ZM169 215V217H167ZM178 215V216H177ZM251 215V216H250ZM254 215V216H253ZM120 216V218H119ZM122 216V217H121ZM159 218H158V217ZM161 216V217H160ZM193 216V217H192ZM225 216V218H224ZM246 216V217H247ZM253 216V217H252ZM257 216V217H255ZM130 217V218H129ZM172 219L171 224H167L165 222L168 221L167 218ZM177 217V218H176ZM230 217V218H229ZM251 217V218H250ZM259 217V218H258ZM128 218V219H127ZM165 220L164 222L162 221ZM182 218V219H181ZM186 218V219H185ZM232 218V219H231ZM258 218V219H257ZM262 218V219H260ZM139 220L141 222H138L136 220ZM150 219V220H149ZM176 219V220H175ZM178 219V221H177ZM185 219V220H184ZM188 219V220H187ZM191 219V220H190ZM222 219V220H221ZM251 219V220H250ZM253 219V220H252ZM42 222L44 219H40ZM113 220V221H112ZM145 220V221H144ZM157 220V221H156ZM199 220V221H198ZM228 220V221H227ZM40 221V222H41ZM133 221V222H132ZM154 221V222H153ZM161 223H160V222ZM222 221V223H221ZM226 221V222H225ZM248 221V222H247ZM252 221V222H250ZM180 225H179V223ZM186 222V223H185ZM193 222V223H192ZM208 222V223H207ZM218 222V224H217ZM238 222V224H237ZM98 223V224H97ZM100 223V224H99ZM154 223V224H153ZM158 223V224H157ZM212 223V224H210ZM140 226H139V225ZM152 224V225H151ZM160 224V225H159ZM178 224V225H177ZM209 224V225H208ZM229 224V225H228ZM260 224V225H259ZM263 224V225H261ZM107 225V226H106ZM142 225V226H141ZM192 225V226H191ZM219 225V226H218ZM222 225V226H221ZM258 225V226H257ZM96 228H95V227ZM169 226V227H168ZM200 226V227H197ZM221 226V227H220ZM229 226V227H228ZM243 226V227H245ZM93 227V228H92ZM111 227V228H110ZM114 227V228H112ZM126 227V228H125ZM144 227V228H142ZM165 227V228H164ZM173 227V228H172ZM175 227V228H174ZM231 227V228H230ZM235 227V228H234ZM129 228V229H128ZM134 228V229H133ZM137 228V229H136ZM139 228V229H138ZM168 228V229H167ZM172 228V229H171ZM196 228V229H195ZM212 228V229H211ZM230 228V229H229ZM251 228V230H250ZM254 228V229H253ZM106 229V230H105ZM121 229V230H120ZM131 229V230H130ZM156 229V230H155ZM158 229V230H157ZM171 229V230H170ZM222 229V230H221ZM229 229V230H228ZM233 229V230H232ZM79 230V231H77ZM89 230V231H88ZM98 230V231H97ZM102 230V231H101ZM112 230V231H111ZM123 230V231H122ZM139 230V231H137ZM161 230V231H160ZM231 231L229 234H226V231ZM261 230V231H260ZM93 231V232H92ZM101 231V233H100ZM114 231V232H113ZM122 231V232H121ZM127 231V232H126ZM151 231V232H150ZM156 231V232H155ZM198 231V232H197ZM201 231V232H200ZM234 231V232H233ZM98 232V233H97ZM107 232V233H106ZM113 232V233H112ZM132 232V233H130ZM147 232V233H146ZM155 232V233H154ZM172 232V233H170ZM174 232V233H173ZM177 232V233H176ZM191 234H190V233ZM219 234H217V233ZM247 232V233H246ZM251 232V233H250ZM263 232V233H262ZM77 233V234H76ZM106 233V234H105ZM142 233V234H141ZM151 233V234H150ZM153 233V234H152ZM196 233V234H195ZM223 233V234H221ZM249 233V234H248ZM101 234V235H100ZM103 234V235H102ZM113 234V235H112ZM122 234V237H121ZM128 234V235H126ZM133 234H137L141 237H139L134 244L132 243L130 246L123 247V251L121 250L120 253H115L112 251L109 252H104L103 255L102 253H98L97 251L101 252L103 248L105 249L106 245L110 246L113 245L114 243H119L120 239H124L125 237L134 236ZM158 234V235H157ZM165 234V235H164ZM193 234V235H192ZM195 234V235H194ZM232 234V236H231ZM260 234V235H259ZM64 235V236H62ZM88 237H85L87 236ZM91 237H90V236ZM95 235V236H94ZM151 235V236H149ZM163 235V236H162ZM184 235V236H183ZM186 235V236H185ZM202 235V236H201ZM216 235V236H215ZM254 235V236H253ZM100 236V237H99ZM102 236V237H101ZM105 236V237H104ZM107 236V237H106ZM114 236V237H113ZM150 238H149V237ZM156 236V237H154ZM160 236V237H159ZM197 236V237H196ZM211 236V238H209ZM229 239H228V237ZM263 236V237H262ZM65 237V238H64ZM83 239H82V238ZM85 237V238H84ZM172 237V238H171ZM176 237V238H175ZM190 237V238H189ZM205 237V238H204ZM216 237V238H215ZM238 237V238H236ZM245 237V238H243ZM258 237V238H257ZM261 237V239H259ZM120 238V239H118ZM152 238V239H151ZM171 238V239H170ZM200 238V239H198ZM208 238V239H207ZM219 240H218V239ZM60 239V240H59ZM70 239V240H69ZM80 239V240H79ZM87 239V240H86ZM91 239V240H90ZM151 239V241H150ZM159 239V240H158ZM190 239V240H189ZM245 239V240H244ZM90 240V241H89ZM110 240V241H109ZM139 240V241H138ZM144 240V241H143ZM202 242H201V241ZM212 240V241H211ZM250 240V241H249ZM261 240V241H260ZM73 241V242H72ZM82 241V242H81ZM93 243H92V242ZM101 241V242H100ZM183 241V242H182ZM200 241V242H199ZM214 241V242H213ZM91 242V243H90ZM109 242V243H108ZM139 242V243H138ZM157 242V243H156ZM171 242V243H170ZM218 242V243H217ZM241 242V243H240ZM261 242V243H260ZM50 243V242H49ZM48 243V244H49ZM89 243V244H88ZM104 243V244H103ZM154 243V244H153ZM200 243V244H199ZM222 243V244H221ZM232 243V244H231ZM239 243V244H238ZM80 244V245H79ZM93 244V245H92ZM102 244V245H100ZM148 244V245H147ZM160 244V245H159ZM181 244V245H180ZM197 244V245H196ZM199 244V245H198ZM226 244V245H225ZM237 244V245H236ZM245 244V245H244ZM249 244V245H247ZM260 244V245H259ZM76 245V247H75ZM99 245V246H98ZM136 245V246H135ZM138 245V246H137ZM147 245V246H146ZM163 247H162V246ZM172 245V246H171ZM185 245V246H183ZM204 247H203V246ZM218 245V246H217ZM240 245V246H239ZM94 246V247H93ZM142 246V247H141ZM146 247V249L144 247ZM156 246V247H155ZM159 246V247H158ZM166 246V247H165ZM232 249H231V247ZM243 246V247H242ZM256 246V247H255ZM45 247V246H44ZM80 247V248H79ZM86 247V248H85ZM100 247V248H99ZM129 247V249H128ZM133 247V248H132ZM137 247V249H136ZM199 247V248H197ZM254 247V248H253ZM260 247V248H258ZM85 248V249H84ZM93 248V249H92ZM131 248V249H130ZM143 248V249H142ZM155 248V249H154ZM186 248V249H185ZM194 248V249H193ZM203 248V250H202ZM237 248V249H236ZM262 248V249H261ZM87 249V250H86ZM90 249V250H89ZM97 249V250H96ZM139 249V250H138ZM234 249V250H233ZM246 249V250H245ZM40 250V249H39ZM43 250V247H42ZM80 250V251H79ZM84 250V251H81ZM134 250V251H133ZM158 250V251H157ZM162 252H161V251ZM181 250V251H180ZM223 250V251H222ZM225 250V251H224ZM87 253H86V252ZM88 251L90 252V255L93 257H90ZM96 252L93 253V252ZM104 251V250H103ZM146 251V254H144ZM194 251V252H193ZM196 251V252H195ZM206 253H205V252ZM214 251V252H213ZM236 251V252H235ZM78 254H77V253ZM81 252V253H80ZM141 252V253H140ZM148 252V253H147ZM152 252V253H150ZM169 252V253H167ZM217 252V253H216ZM221 252V253H220ZM231 252V253H230ZM235 252V254H234ZM244 252V253H243ZM111 253V254H108ZM184 255H183V254ZM191 253V254H190ZM228 253V254H227ZM248 254V255H245ZM22 254H25L24 256ZM39 253H20L16 255V257H21L26 259H33L35 258V255L37 256ZM85 254V255H84ZM95 254V255H93ZM99 254H101L99 256ZM107 254V255H106ZM124 254V256H123ZM141 254V255H140ZM190 254V255H189ZM215 254V255H214ZM224 256H223V255ZM232 254V255H231ZM234 254V255H233ZM238 254V255H236ZM242 257H241V255ZM260 254V255H259ZM82 255V256H79ZM122 255V256H121ZM236 255V256H235ZM251 255V256H249ZM253 255V256H252ZM257 255V256H256ZM34 256V257H33ZM86 256V257H85ZM89 256V257H88ZM143 256V257H142ZM187 256V257H186ZM263 258H262V257ZM29 257V258H28ZM116 259H115V258ZM119 257V258H118ZM122 257V258H121ZM128 257V258H127ZM134 257V258H133ZM182 257V258H181ZM184 257V258H183ZM216 257V258H215ZM247 257V258H246ZM251 257V258H250ZM90 258V259H89ZM95 260H94V259ZM105 258V260H104ZM113 258V259H112ZM125 258V259H124ZM142 258V259H141ZM213 258V259H212ZM225 258V259H224ZM256 258V260L254 259ZM85 259V260H84ZM89 259V260H88ZM121 259V260H120ZM130 259V260H129ZM211 259V261H210ZM237 259V260H236ZM239 259V260H238ZM248 259V260H247ZM88 260V262H87ZM112 260V261H111ZM115 260V261H114ZM128 260V262H127ZM179 260V261H178ZM214 263H213V261ZM217 260V261H216ZM252 260V261H251ZM95 263H94V262ZM102 261V262H101ZM119 261V262H118ZM131 261V262H130ZM133 261V262H132ZM167 261V262H166ZM223 261V262H222ZM247 261V262H246ZM137 262V263H136ZM238 262V263H237ZM253 262V263H252Z\"/></svg>",
  "mask_w": 264,
  "mask_h": 264
}]
</instances>
